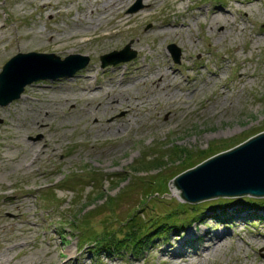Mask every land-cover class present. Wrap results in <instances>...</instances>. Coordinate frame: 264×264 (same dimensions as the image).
Listing matches in <instances>:
<instances>
[{"label": "rangeland", "instance_id": "1", "mask_svg": "<svg viewBox=\"0 0 264 264\" xmlns=\"http://www.w3.org/2000/svg\"><path fill=\"white\" fill-rule=\"evenodd\" d=\"M51 1L63 9V6L70 5L72 14H79L81 5L94 0ZM138 1L141 6L129 11ZM155 1L156 7L149 21L137 22L139 25L125 32L115 49L102 48L105 41L100 37L78 45L70 44L62 52L52 50L49 45L24 51L55 53L61 59L68 54L79 53L88 56L89 61L70 77L38 80L26 85L21 93V96H26L24 101L20 96L8 105L0 106V248L11 259L6 264H72L75 260L79 263L84 260L83 264H163L155 248L167 246L168 238L175 231L179 238H183L188 233L187 229L193 231L196 225L198 229L203 228L201 221L204 217L210 220L204 228L211 233L225 228L230 243L201 264H264V236L258 235L264 231V223L256 216H264V205L256 200L260 201L257 204L261 207H243V202L251 197L264 200L263 197L213 196L193 204L183 201L168 186V182L173 180L169 179L170 175L202 164L211 156L264 131V0H254L251 5L243 0L244 11L239 9L237 0ZM142 2L126 0L124 12L134 15L142 9ZM218 5L228 9L226 25L232 26L229 22H233L239 29L238 32H228L224 40L216 42L215 31L222 30L225 25L219 23L208 33L202 23L203 16H200L198 24H193L192 34H187L190 41L183 32L162 43L145 37L141 46H134L133 39L128 38L149 31L155 20H191L189 14L197 6L209 16ZM67 16L63 11L49 15L39 7L25 4L22 8L12 0H0V24L9 25L2 30L4 41H0V51H8L11 43L24 33L39 36L34 45L48 44L45 42L46 33L50 29L69 32L71 26ZM103 31L100 26L93 30V36ZM171 44L179 50L178 62L167 48ZM126 45L135 52L132 59L101 66V55L119 51ZM149 45L155 46L156 57L153 50L154 53L145 57L150 50ZM18 52L23 51L11 50L0 63V71L3 64ZM158 63L167 72L174 71L182 84L189 83L186 86L189 89L200 86V94L187 100L188 107L177 110L178 106H183V96L188 95L182 92L183 96L177 99L179 105L164 104L161 97L151 98L136 107L130 103L117 109L115 103L108 106L105 114L98 111L92 118L82 121H78L81 119L79 113L72 112L74 108L88 107L80 101L57 105L60 111L50 119L43 118L44 114L40 112L44 98L49 99L56 93L65 95L66 91L84 86L86 82L96 84L97 80L104 83L113 74L111 69L114 67L126 65L131 68L142 64L147 65L141 67L147 73L150 65ZM91 67L95 71L90 70ZM240 70L253 74V78L240 79ZM212 71H224L220 83L212 84L215 79ZM84 75L87 79L82 77ZM123 76L111 80L113 85L124 86L127 78H123L121 83ZM205 78L209 80V86L203 85ZM39 84L43 87L60 86V91L48 86L41 91H33L32 88ZM127 91L129 94L126 95L132 98L156 94L147 82L134 85ZM218 91L228 92L226 104L218 105L214 113L204 110L202 106ZM98 103L103 104L104 100L93 102L90 109L98 107ZM127 106H130V112ZM16 107L18 112L28 110L27 114L15 117L13 109ZM37 113L43 118H36L38 125L32 120ZM127 116L131 117L133 124L123 135L122 139L127 140L122 144L119 138L107 131L106 135L96 138L86 133L90 128L96 129L98 125L114 123ZM12 124L20 125L12 127ZM154 190L155 195L142 203L145 193ZM113 198L116 204L110 202ZM225 200L233 201L234 205L221 207ZM169 212L178 213L177 218L184 221L200 213L202 216L183 226L165 227V232L163 230V235L159 236L152 229L150 217L160 220ZM239 212L248 218L238 220L235 214ZM131 213L140 216L146 227L153 230L152 235L135 250L128 246L107 250V247L104 249L83 240L85 229L80 227H89L92 236L107 230L115 231L117 235L126 228ZM152 244H157V247L150 249Z\"/></svg>", "mask_w": 264, "mask_h": 264}, {"label": "bare ground", "instance_id": "2", "mask_svg": "<svg viewBox=\"0 0 264 264\" xmlns=\"http://www.w3.org/2000/svg\"><path fill=\"white\" fill-rule=\"evenodd\" d=\"M13 3L16 4V6H23L27 4V6H34V7H39L40 11L47 13V14H52L54 12L61 13L63 11V14H67V18L69 19L70 23V29L68 30L69 32H65L62 30L57 31L56 29H50L46 33V41L48 44H40V45H34V41L38 40V35L31 34V36L27 35L28 33H24L16 38V40L11 43V46L9 47L8 51H0V63L2 60L9 55V53L14 52L15 50L17 51H25L27 48L34 47L35 49H40L44 48L45 46H50L53 48L52 50L56 52H62L65 50V48L68 45H78L79 43H84L86 41H89L90 39L93 38H100L102 37L103 40L105 41V45L103 44L102 48L104 49H110V48H116L117 45L119 44V41L124 38L123 34L125 32H129V30L133 29L135 26L149 21L150 17L153 14V10L155 9L156 1L155 0H143V6L142 9L139 10L138 12L133 14H127L124 12V2L126 0H94L93 2H88L81 5V13H74L72 14L70 5L63 6L65 7L60 8L57 6L56 2H53L51 0H12ZM254 0H246L245 2L248 3V5L253 4ZM239 4V9L244 11V3L243 0H237L236 1ZM72 4V3H70ZM228 9L225 7H221V5H218L214 8L213 12L210 13L211 15L206 16L204 12L202 11V8L196 7L191 11L189 14L192 18L191 20L189 19H167L165 21H157L155 20L152 22L151 29L145 33H140L141 36H131L128 37L130 39H133L134 46L138 45L141 46L142 40L144 38H149V39H155L157 41H160L162 43L165 39H175L176 36H179L180 32H183L185 35L188 33L192 34L194 30V25L193 24H198L201 21V17H205L203 20L207 32L211 33L213 31V28L219 24L223 23V29L220 31H215V34L217 36V40L221 41L226 39V36H228V32H231L232 30H235V32H238V26L236 23L229 22L231 23L232 26L226 25L225 22L229 21L228 20ZM139 24H136V23ZM8 24H0V41H4V37L2 36V30H6L8 28ZM103 27L104 31L93 36V30ZM226 27V28H225ZM242 24L240 25V28H242ZM136 28V27H135ZM243 29V28H242ZM263 36V34L261 35ZM26 37H28V40L25 41ZM188 41L191 40L189 35H187ZM193 38L196 39V35L193 34ZM259 38V37H257ZM262 38V37H261ZM264 38V36H263ZM32 39V40H31ZM260 40V39H259ZM162 41V42H161ZM258 40L255 39V42ZM33 42V43H32ZM196 42V41H195ZM1 43V42H0ZM133 46V47H134ZM149 50L146 52L145 57L149 53H154L155 57L158 54L157 51H155V46L154 45H149L148 46ZM142 47L140 48V51H142ZM152 50L154 52H152ZM72 54V53H71ZM69 55V54H68ZM144 56V55H143ZM145 65L141 66H135V67H127L126 65L122 66H117L116 68L114 67L111 69V74L108 78L109 80L104 83L103 81H97L96 84H90L89 82H86L84 86H79L77 89L66 91L65 95H60V94H53L49 96L48 98H44V101H41L43 104V107L40 108V112H43L45 119H50L52 115H56L58 111H60L59 107L57 105L65 106L69 103V101H80L84 102L88 107H82L79 110H74L72 112L79 113V117L81 118L78 121L85 120L86 118H92L94 115L97 114L98 111H101V114H105L107 112L106 110L109 109V105H113L117 103L115 106L118 108H122L126 104H132L134 107L140 105L143 102H147L151 100V98H156V97H161V101L164 104L167 105H179V102L177 99L181 96H183V93H187L188 95L183 96V99L181 100V104L183 106H178L179 108L177 109L182 110L180 107H188V99H192L193 97H197L198 94H200V86L198 87H192L189 89L186 87V85L182 84L179 82V78L173 73V72H167L168 70L162 69L161 64H156V65H150L148 67V72H144L141 67H144ZM147 66V65H146ZM145 66V67H146ZM188 70L191 69L189 65L187 66ZM222 68V67H221ZM92 71H95L94 67H91ZM110 72V71H109ZM224 71L221 72H216L212 71L211 75H214L215 79L212 81V84L215 83H220L221 79L223 77ZM239 77L240 79H246L249 80L253 78V74H245L243 70H240L239 72ZM119 75H126L125 77L123 76L121 78V83L123 82V78H127V81L124 86H115L111 82V80H114ZM104 76V75H103ZM81 77V76H80ZM82 77H85L87 79V76L84 75ZM186 81V79L184 80ZM205 82L203 83L204 86H209L208 84V79L205 78ZM98 82V83H97ZM148 83L151 89L156 90V94H151L149 97L143 96V97H137L134 96L129 97L126 94L128 93L127 89H131L134 85L137 84H144ZM203 86L202 84H200ZM37 88H32L33 91H41L43 88H48L50 87L51 89H57L60 91V86L56 85H44L41 86L35 85ZM48 86V87H47ZM202 88V87H201ZM224 88V87H222ZM226 88V87H225ZM68 90V89H66ZM129 94V93H128ZM227 95L228 92L224 91H218L215 97H212L208 99L207 103L202 106L204 110H210V112L214 113L217 112L215 111V108L217 106H224L227 102ZM127 96V97H126ZM26 97V96H25ZM24 96H21V100H25ZM124 99H121V98ZM141 98V99H140ZM31 99V98H30ZM32 100V99H31ZM30 100V101H31ZM97 100H104V103H98V107L96 106L95 109H90V105L93 102H96ZM140 100V101H139ZM22 101V102H23ZM101 105V107H99ZM128 109L127 111L130 112V106H127ZM101 108V109H100ZM124 108V107H123ZM103 109V110H102ZM15 113V117L20 118V116H23V114L28 112V110L25 109V111L18 112L17 107L13 109ZM39 112V113H40ZM37 113L36 115H33L32 120L36 122V118L38 117L39 120H42L43 118L41 115ZM59 113V112H58ZM131 116V115H129ZM131 117H125L117 122L115 121L114 123H108L106 125H98V128L92 129L90 128L88 130V134H91L92 136L99 137L100 135L104 134L106 135L107 132H109L112 136L116 137L117 139L121 141L120 143L124 142L127 139H122L123 135L129 130V128L132 126L133 121L130 119ZM16 119V118H15ZM96 121L97 118H95ZM38 122V121H37ZM35 124H39V123ZM67 121H63V123H66ZM62 123V121L60 122ZM67 124V123H66ZM17 127L20 124H12V127ZM61 125V124H59ZM119 140L116 141V143L119 142ZM119 150V147L116 149ZM24 167L26 165L23 163ZM238 210V209H237ZM246 212V211H244ZM242 212H239L235 214L237 216L238 220H242L243 218H248L249 212L245 215L246 217L241 214ZM202 213L197 216L198 218ZM211 217L214 215L211 214ZM257 218L261 219V223H264V216L261 215H256ZM224 217V215H223ZM222 218V216H221ZM202 224L207 226V224L210 223V220H208V217L202 218ZM197 226V225H196ZM193 227L192 230L190 231L189 229L186 230L188 231L187 235L183 238H179L177 235L178 233L175 231L173 233V236H171L169 239V242L167 246H164L162 248H155L157 247V244H152L150 246V249L155 248L157 250L158 258L159 261L163 264H201V262H205L209 259V257L214 256L217 252L221 251V249L225 248L226 245L230 243L229 237L227 238L226 236V231L223 228L219 232H213L209 231L206 228H197ZM264 229V227L262 228ZM258 234V233H257ZM258 235L264 236V231L259 233ZM72 253V252H70ZM191 254L195 256H190ZM203 255V256H202ZM202 256V257H200ZM77 259V258H76ZM10 257L7 255V253H4V251L0 248V264H6L7 262H10ZM84 260L82 263H79L77 260L75 262L73 261L72 264H83Z\"/></svg>", "mask_w": 264, "mask_h": 264}, {"label": "water", "instance_id": "3", "mask_svg": "<svg viewBox=\"0 0 264 264\" xmlns=\"http://www.w3.org/2000/svg\"><path fill=\"white\" fill-rule=\"evenodd\" d=\"M139 1L129 11L140 7ZM174 60H179V50L168 45ZM135 52L129 45L100 56L101 66L132 59ZM89 57L72 53L61 59L55 53L18 52L10 57L0 71V106L18 99L24 87L38 80L70 77L88 63ZM169 188L179 198L189 203L214 197L249 195L264 197V131L241 144L211 156V158L178 174L168 182Z\"/></svg>", "mask_w": 264, "mask_h": 264}, {"label": "trees", "instance_id": "4", "mask_svg": "<svg viewBox=\"0 0 264 264\" xmlns=\"http://www.w3.org/2000/svg\"><path fill=\"white\" fill-rule=\"evenodd\" d=\"M184 171V170H183ZM178 173H174L172 175H170L169 179H174L177 176ZM133 189V188H132ZM148 194H151L150 196ZM147 194V192L145 193V197L143 198V202L145 203V201H147L151 196L155 195V190L154 191H150ZM116 198V197H115ZM110 199L113 203L116 204L117 201H115L116 199ZM262 198V197H260ZM264 198V197H263ZM256 200H260L261 204L264 205V200L263 199H254V198H250L247 201H244V205L243 207H252V208H258L261 207V204H257V202L260 201H256ZM230 205H234V202L231 200H225L224 202H222V205H220L221 207L224 206H230ZM178 213L176 212H169L167 215H164L162 218L159 219H152V217H150V219L152 220L150 222L152 229H155V233L157 231L156 234H159V236L163 235V230L166 227V229H169L171 227H178V226H183L185 223H191L193 220L196 219V217H193L191 219H187V220H180V218H177ZM140 216H137L135 213H131L128 216L127 222H126V228H124L123 231H120L119 234H115V231H104L100 234L94 235L92 236V233L90 231L89 227H86V225L80 227L79 229H85L83 234L85 235L83 240L86 241L88 244H92V245H98L101 246L102 248H106L107 250H110L112 248H119L121 246L122 247H130L132 250L136 249L137 247H139L138 245L143 242L145 239L149 238V235H152V231L151 229L146 227V223L145 221L143 222L142 220H140ZM143 222V223H142ZM158 231H162L161 233H158ZM165 232V230H164ZM88 235L90 237H88ZM87 240H85L86 238ZM89 238V239H88Z\"/></svg>", "mask_w": 264, "mask_h": 264}]
</instances>
